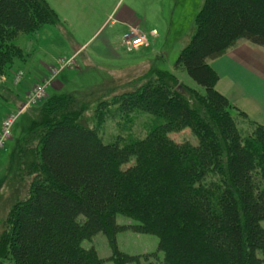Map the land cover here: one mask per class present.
Wrapping results in <instances>:
<instances>
[{
    "label": "trees",
    "instance_id": "obj_1",
    "mask_svg": "<svg viewBox=\"0 0 264 264\" xmlns=\"http://www.w3.org/2000/svg\"><path fill=\"white\" fill-rule=\"evenodd\" d=\"M194 22L174 67L203 93L157 72L99 102L92 124L86 95L43 102L16 143L29 195L10 211L0 264H264V123L216 90L210 65L240 42L264 49V0H204ZM57 23L45 0H0V76L20 52L12 39ZM135 112L160 122L143 138L105 144L106 119ZM184 129L195 145L169 137ZM117 216L135 222L127 227L135 233L157 236L162 260L120 252L116 234L125 227ZM99 233L111 247L108 260L81 246Z\"/></svg>",
    "mask_w": 264,
    "mask_h": 264
},
{
    "label": "rangeland",
    "instance_id": "obj_2",
    "mask_svg": "<svg viewBox=\"0 0 264 264\" xmlns=\"http://www.w3.org/2000/svg\"><path fill=\"white\" fill-rule=\"evenodd\" d=\"M89 2L93 10L88 12V16L91 19L93 18L94 21L89 25L88 29L78 30L77 23L71 27L65 25V28H62L60 23L51 25L60 27L61 32H55L56 36L52 38L53 45L50 49V54L66 55L77 44H83L91 36V27L95 23L98 26L104 24L107 14L111 13L113 8H115L111 17L87 45V53H89L90 59H87L84 54L75 59L82 66L83 72L87 71V68L83 67L85 65L91 71L85 74H78L77 72L70 74L71 79L63 80L61 78L63 76L58 79L60 82L63 81V89L56 92L57 94L87 96L89 109L84 116L88 124H92L89 117L92 119V113L99 102H110L121 94L136 90L148 79L158 76L157 72H165L171 75L179 87L183 86L195 93H203V89L197 86L183 69L175 68L174 64L180 52L189 44L193 36L194 21L204 0H89ZM97 5L99 6L97 7ZM96 8L97 10H95ZM127 9L133 11L130 20L132 26L138 28L141 33L149 37V48H140L137 51L128 53L123 46L124 50L122 48L117 49L113 56L112 49L104 46V39L108 38L116 43L121 39L124 34L122 33L123 30L111 21ZM39 30L32 34L37 33ZM152 31L156 32L155 37H150ZM32 34L18 35L10 42L20 52L18 55L15 54L11 57L10 70L8 69L7 74L0 76V96L4 101L15 96L18 97L14 90L16 87L23 94V84L32 82L31 77L26 76L21 84L17 86L22 76L19 72L13 73L18 65L28 57L27 51L23 47L21 48L20 44L24 45L26 36ZM236 53H238L237 57L240 58V62L248 66L250 74H245L242 71L236 73L234 70L231 75L228 67L229 63L227 66L218 64L222 72L227 74L229 80L233 78L238 81L246 92L254 93L257 96L264 94V49L248 42H240L230 49L226 55L235 54L236 56ZM69 56L67 55V57ZM63 62L66 61L63 60L59 67L53 69L60 73L66 68L61 69ZM214 72L219 81V75L215 70ZM53 73L54 71L52 70V76L50 75V78L47 79L49 83L58 75L53 76ZM251 73L256 77L254 78ZM39 84L24 93L23 98L18 97V102H22L21 109L8 112L10 107H0V116L7 112V116L18 114L14 122L12 136L5 142L0 151V237L9 228L7 222L12 207L17 202L26 200L29 195L30 178L18 175L15 147L17 140L26 132L30 122L37 117L40 106L51 96V94H47L46 89V95L42 99L24 108L23 104L26 103V99ZM241 87L239 88L242 90ZM236 92H239V90H236ZM184 96L189 99L191 104H195L188 94L184 93ZM0 101L2 100L0 99ZM231 104L235 106L232 102ZM157 122L160 121L144 112H135L123 119L119 116L108 118L99 129V135L105 144H110L117 139H121L120 142L134 138L140 139ZM169 137L177 143L189 142L193 145L196 144V139L188 129L169 134ZM116 224L120 227H125V230L116 234V244L120 252L130 256L156 254L157 258L160 261L162 260L163 254L158 251L157 236L135 233L127 227L134 226L136 223L122 216L116 217ZM260 226L264 229V221L260 222ZM81 246L87 250L93 249L100 259L108 260L111 257V247L101 233L83 241ZM141 262L143 263V261Z\"/></svg>",
    "mask_w": 264,
    "mask_h": 264
},
{
    "label": "crops",
    "instance_id": "obj_3",
    "mask_svg": "<svg viewBox=\"0 0 264 264\" xmlns=\"http://www.w3.org/2000/svg\"><path fill=\"white\" fill-rule=\"evenodd\" d=\"M47 4L55 11L57 14L59 20H60V26L62 28H65V25L68 27L73 26L77 23L78 30H85L88 29L89 25L94 21V19L90 18L88 16V12H91L93 10L92 5L90 4L89 0H45ZM99 5H97L98 7ZM88 9V11H87ZM97 10V8L95 9ZM115 8H113L112 12L107 14L106 21L111 17L112 13L114 12ZM133 11L127 9L124 10L121 15L117 16V18L113 19L111 22L114 23V25H118L124 33L123 36H121V39L116 43L113 40H109L108 38L104 39V46L109 47L112 49V55H115V51L119 48H123V39L128 33L130 28H136L132 26L130 23V20L132 18ZM105 21V22H106ZM104 22V24H105ZM99 25L95 23L93 27H91L89 38L81 45L77 44L76 47L73 50H70L66 53V55H54L50 54V49L52 47V41L53 37H55V32L60 33L61 28L57 26H45L41 30H39L37 33L26 36V41L24 45L20 44V47L24 48L25 51H27V59L23 62H21L18 67L16 68L13 73L16 74V72L21 74V79L17 86L21 84L24 77H31L32 82L30 84L24 83V91L23 94H21L17 87L15 90V94L23 98L24 93H26L29 89L33 88L35 85L47 80L50 78V75L52 74V69L57 68L61 65V62L72 60L73 63L60 71L58 75L52 80L50 83V86L47 88V94H57L59 90L63 89V84L58 80L61 76V78L64 79H71L70 74H75L76 72L78 74H85L88 71H91L88 69V67L85 65L84 68H87V71L83 72L82 66H80L75 59L79 57L80 55L84 54L87 59H90L89 53H87V45L91 41V39L99 32V30L103 27V25ZM60 28V29H59ZM138 29V28H136ZM115 44V45H114ZM149 48V47H148ZM97 53V52H96ZM117 54V53H116ZM235 54H227L223 57L219 58L218 60H215L211 62V67L217 72L219 75V81L216 84V90L224 95L230 103L232 102L235 107L240 109L242 112H244L249 119L253 120L254 122L258 124L264 123V94L257 96L254 95V93H249L245 91V88H242L238 81L231 78L228 79L227 74L223 73L221 70V67L218 66V64L223 66L228 65L230 69V73L232 75L233 71L235 70L236 73H239V71L244 72L245 74L249 73L248 66H245L240 61V58L237 57ZM67 55H70L67 57ZM38 56V57H37ZM42 57V58H41ZM236 58V59H235ZM218 68V69H217ZM250 74V73H249ZM251 75L254 77V74L251 73ZM52 76V75H51ZM256 77V76H255ZM254 77V78H255ZM30 79V80H31ZM241 87L242 90L239 88ZM237 88V89H236ZM236 90H239V92H236ZM14 97V96H12ZM14 97L12 99H9L7 101H4L2 98H0L2 101H0V107H10L8 112H13L16 109H21L22 102H18L19 98ZM7 112V113H8ZM7 113H5L3 116H0V128L1 123L3 119L7 116Z\"/></svg>",
    "mask_w": 264,
    "mask_h": 264
},
{
    "label": "built area",
    "instance_id": "obj_4",
    "mask_svg": "<svg viewBox=\"0 0 264 264\" xmlns=\"http://www.w3.org/2000/svg\"><path fill=\"white\" fill-rule=\"evenodd\" d=\"M150 36L155 37L156 32L152 31ZM123 45L126 52L128 53L137 51L140 48H147L149 46V37L141 33L136 28H130L123 39ZM71 62V60L63 62L61 69L70 66ZM52 70L54 71L53 76H56L58 74V71L56 69ZM49 85L50 83L48 80L40 83L34 90H32L28 99H26V103L23 104V107L26 108V106H28L29 104H33L34 102L42 99L46 95V89ZM17 116L18 114H11L7 116L2 122L0 131V151L3 148L5 142L12 136L13 126Z\"/></svg>",
    "mask_w": 264,
    "mask_h": 264
}]
</instances>
